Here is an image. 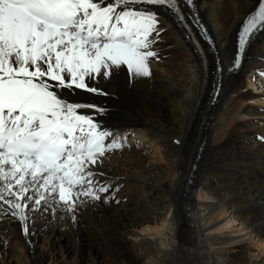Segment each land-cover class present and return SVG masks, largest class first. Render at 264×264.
Instances as JSON below:
<instances>
[{"label": "bare ground", "instance_id": "1", "mask_svg": "<svg viewBox=\"0 0 264 264\" xmlns=\"http://www.w3.org/2000/svg\"><path fill=\"white\" fill-rule=\"evenodd\" d=\"M257 1L197 0L185 10L205 24L211 45L157 9L166 31L152 46L161 59L150 58L151 75L129 84L121 72L99 81L110 95L72 97L106 108L98 119L127 138L102 169L121 185L120 202L89 204L75 224L34 214L27 239L0 215V264H43L40 238L47 253L58 244L57 264H264V84L256 78L264 31L232 67L241 20Z\"/></svg>", "mask_w": 264, "mask_h": 264}, {"label": "snow or ice", "instance_id": "2", "mask_svg": "<svg viewBox=\"0 0 264 264\" xmlns=\"http://www.w3.org/2000/svg\"><path fill=\"white\" fill-rule=\"evenodd\" d=\"M189 6L195 0H0V215L26 239L34 214L75 224L89 204L120 202L121 185L102 169L127 138L98 119L106 108L72 97L110 95L99 81L121 72L129 84L151 75L150 58L161 59L152 46L166 31L157 8L208 35ZM241 24L233 68L264 31V0Z\"/></svg>", "mask_w": 264, "mask_h": 264}, {"label": "rangeland", "instance_id": "3", "mask_svg": "<svg viewBox=\"0 0 264 264\" xmlns=\"http://www.w3.org/2000/svg\"><path fill=\"white\" fill-rule=\"evenodd\" d=\"M194 43V42H193ZM195 44V43H194ZM245 78V77H244ZM247 80H250V78H248ZM261 84H259V86L257 87V86H255V87H252L251 88V90L253 91V92H259V91H261L262 92V89L263 88H261ZM259 88V89H258ZM261 92H259V93H261ZM45 239L44 238H40V241H39V243H40V247H43V248H41V250H45L46 251V259L44 260V263L43 264H52V262L54 261V264H57L58 262H61L62 260H63V256L64 255H62L63 253L61 252V249H59V246H58V244L54 247V251H50L49 253H47V251H49L48 249H46L45 247H44V244H42V243H44L45 241H44ZM64 242H66V243H69L68 242V238L67 237H65V240H64ZM70 244V243H69ZM52 252V253H51ZM75 251H74V249L73 248H71L70 250H67L66 251V254H68L67 256H68V260L69 261H71V259H72V257H73V253H74ZM2 254V252L0 253V258H1V255ZM53 258H55L54 260H53ZM84 261H86V263H88L89 262V255L87 254V255H85L84 257ZM9 259H10V257H9ZM67 260V261H68ZM92 262V261H91ZM14 264H16V262L14 261Z\"/></svg>", "mask_w": 264, "mask_h": 264}]
</instances>
